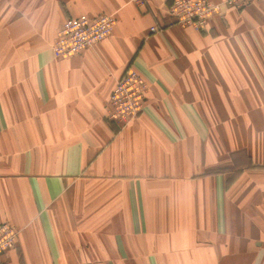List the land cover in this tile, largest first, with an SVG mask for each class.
I'll use <instances>...</instances> for the list:
<instances>
[{"label": "crops", "instance_id": "crops-1", "mask_svg": "<svg viewBox=\"0 0 264 264\" xmlns=\"http://www.w3.org/2000/svg\"><path fill=\"white\" fill-rule=\"evenodd\" d=\"M172 1L0 0L3 264H264V3L200 31ZM103 14L106 40L54 54L67 19ZM128 68L149 89L121 129Z\"/></svg>", "mask_w": 264, "mask_h": 264}, {"label": "built area", "instance_id": "built-area-1", "mask_svg": "<svg viewBox=\"0 0 264 264\" xmlns=\"http://www.w3.org/2000/svg\"><path fill=\"white\" fill-rule=\"evenodd\" d=\"M254 0H173L168 14L176 25L205 30L216 16H222L223 10L244 9ZM264 3V0H260ZM116 19L114 15H98L95 18L79 17L67 19L57 34L52 50L58 58H67L92 49L106 40L113 32ZM161 28L154 26L152 33ZM149 86L134 69L128 68L110 96L108 120L121 129L130 126L143 113L147 101ZM21 230L10 223L0 224V264L4 256L17 246Z\"/></svg>", "mask_w": 264, "mask_h": 264}, {"label": "rangeland", "instance_id": "rangeland-1", "mask_svg": "<svg viewBox=\"0 0 264 264\" xmlns=\"http://www.w3.org/2000/svg\"><path fill=\"white\" fill-rule=\"evenodd\" d=\"M206 30V29H205ZM205 30H202V31H205ZM0 224H2V223H0Z\"/></svg>", "mask_w": 264, "mask_h": 264}]
</instances>
